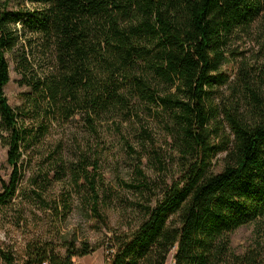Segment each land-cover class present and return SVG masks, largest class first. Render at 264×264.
I'll return each mask as SVG.
<instances>
[{"label":"trees","instance_id":"obj_1","mask_svg":"<svg viewBox=\"0 0 264 264\" xmlns=\"http://www.w3.org/2000/svg\"><path fill=\"white\" fill-rule=\"evenodd\" d=\"M12 1L0 5V142L11 169L0 209L15 197L23 159L47 122L80 114L96 133L145 105L165 115L184 171L133 232L112 238L106 264H165L172 250L174 264H264L263 254L235 255L229 243L234 231L264 219V100L246 71L233 82L221 70L231 39L264 19V0H27L34 8L11 10ZM36 45L48 70L30 79ZM8 56L29 88L19 108L4 95ZM225 86L245 102L218 111L213 101ZM220 154L224 167L215 174ZM91 251L69 242L61 255L45 241L27 248L23 264H74ZM0 259L14 264L1 248Z\"/></svg>","mask_w":264,"mask_h":264},{"label":"rangeland","instance_id":"obj_2","mask_svg":"<svg viewBox=\"0 0 264 264\" xmlns=\"http://www.w3.org/2000/svg\"><path fill=\"white\" fill-rule=\"evenodd\" d=\"M17 6L34 8L27 0H13L9 9ZM228 46L222 72L236 82L243 69L264 100V19L237 33ZM35 54L30 79L48 70L47 54L43 57L36 50ZM8 60L10 80L4 95L12 108H19L29 88L14 71L12 56ZM231 93L226 86L218 88L213 106L220 111L233 102L235 106L237 101L245 102L240 92ZM129 111L96 125V133L80 114L65 122H47V133L23 159L15 197L0 209V248L11 254L14 264H23L31 244L45 241L53 243L61 255L69 242L76 247L86 244L92 251L74 258V264H106L112 238L133 232L143 220L145 208L154 206L165 186L180 177L183 161L174 149L165 115L149 111L145 105ZM219 118L223 127L217 125L219 135L229 134L222 115ZM212 138L214 143L220 142L217 133ZM6 154V146L0 142V192L11 173ZM223 157L220 154L212 162L213 173L223 169ZM94 207L105 223L95 216ZM229 243L235 255L248 251L264 255V219L234 231ZM173 254L174 250L165 264H174Z\"/></svg>","mask_w":264,"mask_h":264}]
</instances>
